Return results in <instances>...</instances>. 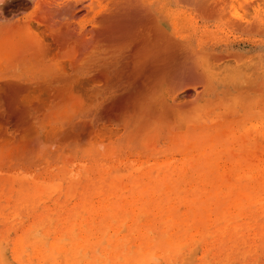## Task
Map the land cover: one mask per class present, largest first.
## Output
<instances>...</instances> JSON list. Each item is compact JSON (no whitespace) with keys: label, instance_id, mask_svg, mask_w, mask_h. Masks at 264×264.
<instances>
[{"label":"bare ground","instance_id":"obj_1","mask_svg":"<svg viewBox=\"0 0 264 264\" xmlns=\"http://www.w3.org/2000/svg\"><path fill=\"white\" fill-rule=\"evenodd\" d=\"M42 1L0 0V20L31 8L37 13L3 39L11 53L7 65L0 68V143L11 145L0 156V170L6 175L27 168L41 155L83 153L81 160L88 161V140L102 133L123 130L131 137L159 118L154 117L156 112H182L192 102L193 92L212 96L254 83L242 72L249 56L228 35L264 30V16L253 12V0H236L233 5L229 0H50L40 5ZM169 1L192 5L173 8ZM234 2L243 5L237 7ZM93 12L88 24L86 16ZM210 20H220L229 28L226 35L187 32V22L197 27L200 21ZM230 60L240 74L233 75L231 84L218 87L209 69ZM169 86L171 92L163 94ZM232 97L233 102L226 103L231 107L224 103L226 109L236 104L240 110H251L252 104L244 106L242 99L240 103ZM216 99L203 101L216 104ZM198 115L193 116L195 120L213 119L207 112ZM257 137L261 140L264 133ZM254 144L245 143L243 150L258 157L254 147L260 145ZM194 151L195 160L170 175L151 177L145 183L136 178L124 206L108 207L102 201L88 207L86 203L69 207L66 201L52 205L34 194L17 198L10 217L20 218L0 229V242L10 244L16 264H182V248L191 253L195 245L205 254L212 252L215 264L224 259L260 262L264 257V170L260 174L245 170L234 179L218 172L212 178L214 169L209 168L214 165L206 150L190 153ZM75 180L67 186L65 198L75 193L79 182ZM54 183L51 189L50 183L48 187L40 182L55 192L61 181Z\"/></svg>","mask_w":264,"mask_h":264},{"label":"rangeland","instance_id":"obj_2","mask_svg":"<svg viewBox=\"0 0 264 264\" xmlns=\"http://www.w3.org/2000/svg\"><path fill=\"white\" fill-rule=\"evenodd\" d=\"M49 1L50 0H43L40 5H48ZM232 1L236 2V0H229V5L232 4ZM260 1L253 0V12L256 10L260 14L259 16H264V7H262L264 6V0ZM240 2H237V4L235 3L238 5L237 7L243 5L238 4ZM168 5H172L173 8H183L192 4L187 2L183 3L182 1H169ZM99 9L100 6L96 8V11ZM32 10L33 8L23 14L7 18L8 20H0V68H4V65H7V62H9V58L11 57V53L5 48L4 37L12 35L11 33L18 32V29L23 26L24 22L31 19L33 20L37 13L32 12ZM94 12L88 13V16H86L87 18L84 16V18H86L85 21H88V24L91 22L95 14ZM21 16H26V20L22 19L20 22ZM185 26L188 27V33L200 35L201 32H205L206 34L204 37L226 35V32L229 30L227 27L224 28V25L220 20L200 21L197 27L187 22ZM222 30L225 31V33H223ZM228 35L234 40L236 47H240V52H244L249 56L245 59L246 61L249 59V65L247 68L243 69L242 72L244 75L246 74V77H249L254 81L250 88L248 86L238 91L234 88L230 93H228L230 90H228L227 93L226 91H220L219 94L216 93L212 96L207 95L206 91L199 94L193 92L189 98L192 102L184 106L182 112H172L168 110L156 112L157 114L155 113L156 116L154 115V117H159L160 119L153 118L152 123L140 133L129 137L123 130H117L114 132L112 130L113 133L111 131H108L109 133L107 132L104 135L102 133V138L97 136V140L96 138L90 139V141L88 140V161L85 162L84 160H81L82 155L80 154L83 153H69L73 157V160H70L71 156L68 155V153L66 156L68 155L67 157L70 159H68L65 154L62 155V153L59 152L51 158L43 155L40 157L38 156L33 162L27 165V168H21L20 171L19 169L15 172L12 171L10 172L12 175L10 176L6 175L5 171L0 170V177L1 175L4 177L2 180L0 179V189L3 186L0 193V229H4L11 225L14 218H20V216L10 217V213H12V204L15 202V199L22 198L27 194H34V197L36 198L46 199L45 201H48L47 204L49 203L52 205L66 201L69 204V207H72L74 204L84 205V203H86L88 207V204L96 205L102 201L103 203H106L108 207L117 204L124 206L131 197V194L129 193L130 187L133 183H136L134 181L136 178L138 181L145 183L148 182L151 177L154 179L158 175L160 177L170 175L171 173L176 172L177 169L183 168L186 164L192 163V161L195 160L194 158H196L197 151L190 153L191 150L194 149L206 150L212 165H214L209 168L210 172L214 169V172H211L212 178L217 176L218 172L223 174L226 179H234L237 175H241L247 170H253L255 174L258 172L260 174V172L264 170V138H262L263 140H260L257 136L262 132L264 133V81H262L264 78V30L229 32ZM252 56L255 58H252ZM226 62L229 63V61H225L224 63H221V65L215 63L214 65L217 64V67L213 66V68L211 67V69H209L213 83L221 88H224L228 83H232V79L236 77H233V75L240 74L236 69L237 67L234 61L231 62L230 60L231 63L227 64L228 67L225 64ZM249 66L252 67V70ZM253 71H255V73ZM214 74L215 76H212ZM251 87L254 89H251ZM171 90L172 88L169 86L163 89L162 93L168 94ZM88 93H91V87L89 86ZM91 94L88 96V103ZM226 94H228L229 97ZM216 95H218V97ZM232 95L239 98L236 99L238 101L242 99L244 106L245 103L252 104L251 110H240V105L236 107L235 104L233 107L236 109H232V107L229 110L227 108L229 110L228 112L225 104L233 102L234 97H232ZM215 96L217 99L219 98L218 101ZM242 96L244 97L240 98ZM208 97L216 99V104L211 103V101L213 102L215 100H209V102H206L205 104L203 100L209 99ZM201 102H203L202 104L204 105H201ZM218 102L221 104L225 103L224 107L223 105L218 106ZM231 103L226 104V106L229 105V107H231ZM199 105H201V107L203 106V108ZM206 105H213V107H206ZM207 108H209V111ZM202 109L204 112L201 111ZM231 109L233 113L231 112ZM216 111L218 114H216ZM206 112L209 114L208 118L212 117V120L210 118L209 120H195L196 118L193 117L199 116L198 114L206 115ZM158 113H161V117L160 115L157 116ZM249 131L251 133H249ZM200 141H202V145H197ZM247 142L250 144L255 142L254 146H258V144L260 145L254 147L258 157H251L243 150V146ZM8 145L11 146L8 143H0V156L3 148H9ZM41 146H43V148L45 147V145ZM110 148H112L113 151H111ZM105 149L108 151L106 152ZM184 149L189 153L184 152ZM192 156H194V158H192ZM248 156L254 160L249 159ZM62 157L64 159H62ZM82 166L84 167L82 168ZM16 173L21 178L24 173L23 178L19 179L16 175V178L12 179L11 176ZM232 175L234 176L232 177ZM30 177L35 179L36 182ZM74 178L79 180V182ZM72 179L73 181L75 180L78 182L75 184V193H71V195L73 196L74 194V196L72 197L69 194L70 196L66 195L65 198V191L67 194L66 188L72 182ZM56 180L61 181V188L59 189L60 186L57 187L54 192V189H51L54 187L53 184H56L54 183ZM40 182L43 185L46 183L48 187H50L48 183L53 186L50 187V190L46 187L48 188V190H46L45 186H42ZM39 184L45 188V190L39 188ZM9 188L10 190H8ZM20 189H22V191H20ZM99 190H102V193H97ZM38 193H41L40 196H38ZM132 194L134 195V193ZM5 197L10 199L7 201L5 200ZM6 204L9 205L7 206ZM43 204L44 203L39 204V207ZM5 205L6 207L4 208ZM82 210H84V208H81V211ZM23 219H27V217H23ZM14 235L15 234L12 233V236ZM4 244H7V246ZM0 246L4 247L3 253L6 255L4 259L7 258L5 261L2 259L3 257H0V264L9 261L16 264L12 258L10 244L0 242ZM186 250L187 247L184 246L181 251L182 264L185 262L184 260H186L185 264H215L214 262H217L212 258V252L205 254L198 245H195V249L191 251V253L186 252ZM189 253L191 258L189 257ZM187 255L188 259L186 258ZM0 256H2V253ZM262 261H264V257L260 262H253L251 264H264ZM221 263L240 264L232 262L229 259H224ZM159 264L163 263L160 262ZM176 264H179V261L176 262Z\"/></svg>","mask_w":264,"mask_h":264}]
</instances>
